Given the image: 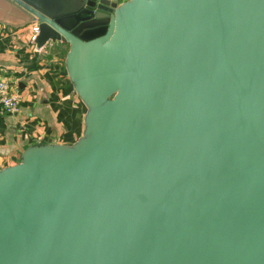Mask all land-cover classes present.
I'll list each match as a JSON object with an SVG mask.
<instances>
[{"label": "water", "instance_id": "water-1", "mask_svg": "<svg viewBox=\"0 0 264 264\" xmlns=\"http://www.w3.org/2000/svg\"><path fill=\"white\" fill-rule=\"evenodd\" d=\"M10 1L85 111L0 169V264H264V0Z\"/></svg>", "mask_w": 264, "mask_h": 264}, {"label": "crops", "instance_id": "crops-1", "mask_svg": "<svg viewBox=\"0 0 264 264\" xmlns=\"http://www.w3.org/2000/svg\"><path fill=\"white\" fill-rule=\"evenodd\" d=\"M35 24L12 1L0 0V78L21 96L18 112L0 114V169L16 163L28 145L69 144L83 129L85 108L64 68L68 46L47 42L36 49Z\"/></svg>", "mask_w": 264, "mask_h": 264}, {"label": "built area", "instance_id": "built-area-1", "mask_svg": "<svg viewBox=\"0 0 264 264\" xmlns=\"http://www.w3.org/2000/svg\"><path fill=\"white\" fill-rule=\"evenodd\" d=\"M38 32V26L32 27L30 41L33 42ZM21 102L20 93L15 91L8 81L0 78V114H14L18 112Z\"/></svg>", "mask_w": 264, "mask_h": 264}, {"label": "rangeland", "instance_id": "rangeland-1", "mask_svg": "<svg viewBox=\"0 0 264 264\" xmlns=\"http://www.w3.org/2000/svg\"><path fill=\"white\" fill-rule=\"evenodd\" d=\"M50 1V0H39V3L44 6L47 4V2ZM65 8L64 5L61 6V9Z\"/></svg>", "mask_w": 264, "mask_h": 264}]
</instances>
